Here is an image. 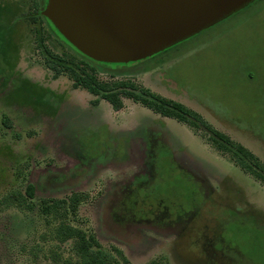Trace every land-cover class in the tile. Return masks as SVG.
Segmentation results:
<instances>
[{
  "label": "rangeland",
  "instance_id": "374dc122",
  "mask_svg": "<svg viewBox=\"0 0 264 264\" xmlns=\"http://www.w3.org/2000/svg\"><path fill=\"white\" fill-rule=\"evenodd\" d=\"M41 8V0H0V200L35 186L33 211L16 205L0 209V264H51L50 249L68 257L71 242L44 238L49 226L39 205L42 199L75 192L87 195V201L70 222L95 233L103 249H120L131 264L160 259L168 264H264V186L214 150L206 129L176 131L188 146L179 157L194 175L182 185L180 178L170 177L175 203L162 205L145 196L154 194L160 181L158 155L150 154L154 144L142 130L134 134L119 125L120 115H134L131 103L123 113L110 110L115 121H92L87 105L97 99L77 90L67 72L46 66L49 59L84 69L102 82L133 80L143 87L166 76L169 91L150 90L208 117L264 162V0L151 60L116 70L76 54L38 15ZM155 67L158 73L145 74ZM149 114L136 105V121L143 124ZM94 121L103 129L86 149L81 139L90 135ZM107 123L113 124L109 133ZM134 183L136 194L147 185L145 194L136 202L132 193L118 199L120 188L131 189ZM36 243L43 252L34 258L30 249Z\"/></svg>",
  "mask_w": 264,
  "mask_h": 264
},
{
  "label": "water",
  "instance_id": "95a60500",
  "mask_svg": "<svg viewBox=\"0 0 264 264\" xmlns=\"http://www.w3.org/2000/svg\"><path fill=\"white\" fill-rule=\"evenodd\" d=\"M257 0H47L40 14L92 61L151 58Z\"/></svg>",
  "mask_w": 264,
  "mask_h": 264
},
{
  "label": "trees",
  "instance_id": "16d2710c",
  "mask_svg": "<svg viewBox=\"0 0 264 264\" xmlns=\"http://www.w3.org/2000/svg\"><path fill=\"white\" fill-rule=\"evenodd\" d=\"M44 1L46 0H41V6H43ZM38 15L43 17L40 12ZM47 23L54 30L48 21ZM46 66L55 73L67 72L76 86L83 87L90 93L107 100L115 110L123 108V98H130L142 103L156 113L186 123L191 128L198 130L200 126L204 127L208 132L207 142L214 150L222 155H228L235 166L264 186V162L245 146L213 128L196 111L181 103L160 97L149 89L139 87L131 81L102 82L93 73H88L84 69L64 67L62 64L51 62L49 59L46 60ZM34 197L35 186L30 184L27 186L25 193L12 191L4 196L0 200V209L3 206L16 205L26 211H33L34 203L32 200ZM86 201L87 195L76 192L62 199L41 200L39 211L49 226V231L47 235H44V238L46 237L48 241L57 244L71 242L68 257H65L64 252L61 250L50 249L47 255L50 263L131 264L120 249L116 247L110 250L103 249L95 233H89L70 222V219L77 220L79 206ZM40 252H43V250L37 243L30 249V253L34 258H37ZM148 264L168 263L164 259H160L153 260Z\"/></svg>",
  "mask_w": 264,
  "mask_h": 264
},
{
  "label": "flooded vegetation",
  "instance_id": "af4514ba",
  "mask_svg": "<svg viewBox=\"0 0 264 264\" xmlns=\"http://www.w3.org/2000/svg\"><path fill=\"white\" fill-rule=\"evenodd\" d=\"M46 1H44V3H43L41 11L44 9V7L46 5ZM54 33L56 34V36L60 40L63 41V43H65L67 46H69L76 54H78L79 56H81L85 60L89 61L90 63L97 65L100 68H105V69H110V70L115 69L116 70L118 68H126L128 66H131V65H134V64H138V63H142V62H145L147 60H151V59L154 58V57H151V58H148V59H144V60H141V61H138V62H134V63H129V64H105V63H99V62L92 61L91 59L83 56L82 54L77 52L73 47H71L68 43H66L63 40V38H61V36L58 35V33L56 31H54ZM158 69H159L158 67L146 68L145 69V74L152 76L154 73H158V71H159ZM164 75H165V73H164ZM164 80L169 83V86L164 85V83H163ZM118 81H130V80H118ZM151 81H150L149 85L143 83V85L145 87H147L146 89H149V90L150 89H154L156 92L159 91L158 93H160L161 89H164L166 92L171 89V88L168 89V87L171 86V81L166 76H163V78H159V77L157 78L156 77V79H154V80L152 79ZM113 82H116V81H113ZM131 82L136 84V82L133 81V80ZM73 85L75 86V88L77 90H81L82 92H85L87 95L97 99L96 100L97 103H92L91 104L90 103L91 100H90V101H88L89 103L87 105L88 108H89V112L91 114L92 121L93 120H97V119H101L100 121L110 122L109 118H111L113 121H115V117L116 116H112L111 113H110V110L113 113H123V111H125V109L127 108L126 107L127 106V102L131 103V107L133 108V110L135 112V113H133L134 115L133 116H125V117H124V115H120L121 119H120L119 125L121 127H126V128L130 127L134 134H136V131L141 132V130H142V133H144V135L149 138V141H150L151 145L154 144V146L150 147V154L151 153L154 154L155 158L158 155V157L156 158V162H158V167L156 168L157 169L156 170V176L160 178V181L157 184H155V186H156L155 190L156 191L153 190V191H155L154 194H151V191H148L145 196L147 198H149V199L154 198V199L158 200L162 205L167 204V201L172 202V200H173L172 197L173 196H171L170 194L172 193L171 188H173V186L171 185V183L173 184V181H171L170 177H172V176L176 177L177 176L178 178L181 179V180H179V182H180V185H182V184H184V182L186 183L190 179H192L191 176L194 175L193 172H190V169H189L190 168L189 167L190 164H187L185 162L183 163L182 159L179 157V154L181 153V151L184 150V149H187L188 146H187V144L184 143V138L185 137H183V135H182L181 138L175 136L176 135V131L177 130H179L180 132L183 131L184 133L187 134V132L189 130H194L195 132L196 131L199 132L202 129H204V127L200 126L198 130L194 129V128H191L186 123L178 121L175 118L166 117V116H164V115H162L160 113H156V112L152 111L151 109H149L147 106L143 105L142 103L137 102L134 99H130V98H123V104H124L123 108L120 109V110H115L112 107V105L107 100L101 98L98 95H94V94L90 93L88 90H86L83 87L76 86L74 81H73ZM139 87H143V86H139ZM150 91L152 92V90H150ZM156 95H158L160 97H163V98H166V99H170V100L175 101L177 103L183 104L182 102H180L178 100H175L174 98H170L168 95H165V94H161V95H165V96H161L159 94H156ZM104 103L106 105H103ZM136 105L142 107V109L148 111L150 113L149 115H151L150 116L151 118L149 120H144V119L141 120V121L144 122L143 124H141L139 121H136ZM102 106L104 107L103 109L101 108ZM63 108L64 107H62V109ZM100 121H99V123H97L95 121L93 123H91L90 124V128H89L90 131H91L90 135L89 136H85V137H83L81 139L84 148L88 149L89 146L93 143V139H95V140L99 139V137H100L99 134H98L100 132L99 130L103 129L102 128L103 126L101 125L102 123H100ZM168 121H170V122H168ZM136 123H137V125H136ZM115 125L117 126V124H115ZM112 126H113L112 123L111 124L107 123V127L106 128L108 130V133H109V130L112 129ZM80 128H78V129L80 130ZM181 141L184 144L179 145V143ZM96 148L100 149L101 146L100 147L96 146ZM103 154H104V151H103V148H102L101 155H103ZM134 185L135 186H133L131 189H128V190H126L125 187L122 186L120 188L121 189V191L119 193L120 197L118 199H120L122 201L124 198H127L128 196H132L133 195V198H134L135 202H136V197H138V200H139L140 197L142 196V193H143V195L145 194L144 192L147 189V185L144 186V189H141L140 187H142V185H140L137 194H136V183H134ZM180 187L182 189V186H180ZM163 188L166 189V193L167 194L170 193L168 198H163V195H162V192H163L162 189ZM127 191H128V194H127ZM129 193H132V195L129 194ZM177 200H179V199H176V201ZM178 202H180V201H178ZM178 202H176V203H178ZM172 203L174 204L175 202H172ZM181 204H183V203H181ZM183 210H184V208H183Z\"/></svg>",
  "mask_w": 264,
  "mask_h": 264
},
{
  "label": "crops",
  "instance_id": "0c3cea01",
  "mask_svg": "<svg viewBox=\"0 0 264 264\" xmlns=\"http://www.w3.org/2000/svg\"><path fill=\"white\" fill-rule=\"evenodd\" d=\"M209 124H211L215 129L221 131L222 133L228 135L231 139L233 138L231 135V132H227L225 131L222 127H220L219 125L215 124L214 122L208 120V117H203Z\"/></svg>",
  "mask_w": 264,
  "mask_h": 264
}]
</instances>
